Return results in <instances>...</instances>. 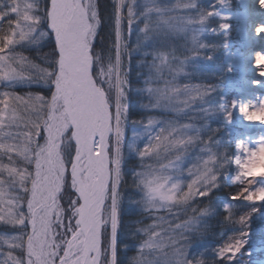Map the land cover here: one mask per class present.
Here are the masks:
<instances>
[{
	"label": "snow or ice",
	"instance_id": "snow-or-ice-1",
	"mask_svg": "<svg viewBox=\"0 0 264 264\" xmlns=\"http://www.w3.org/2000/svg\"><path fill=\"white\" fill-rule=\"evenodd\" d=\"M257 221L264 0H0V264H264Z\"/></svg>",
	"mask_w": 264,
	"mask_h": 264
},
{
	"label": "rangeland",
	"instance_id": "rangeland-1",
	"mask_svg": "<svg viewBox=\"0 0 264 264\" xmlns=\"http://www.w3.org/2000/svg\"><path fill=\"white\" fill-rule=\"evenodd\" d=\"M235 2V0H233ZM237 47H240V43H237ZM257 95H261L258 91ZM252 246L254 248L260 249L264 248V223L257 221L253 224V232H252ZM259 255V253H257Z\"/></svg>",
	"mask_w": 264,
	"mask_h": 264
},
{
	"label": "trees",
	"instance_id": "trees-1",
	"mask_svg": "<svg viewBox=\"0 0 264 264\" xmlns=\"http://www.w3.org/2000/svg\"><path fill=\"white\" fill-rule=\"evenodd\" d=\"M213 239H214V242H219L220 240L223 239V237L220 236L218 229L216 231V236ZM129 254H131V253H129Z\"/></svg>",
	"mask_w": 264,
	"mask_h": 264
},
{
	"label": "bare ground",
	"instance_id": "bare-ground-1",
	"mask_svg": "<svg viewBox=\"0 0 264 264\" xmlns=\"http://www.w3.org/2000/svg\"><path fill=\"white\" fill-rule=\"evenodd\" d=\"M255 47H259V45H256Z\"/></svg>",
	"mask_w": 264,
	"mask_h": 264
}]
</instances>
